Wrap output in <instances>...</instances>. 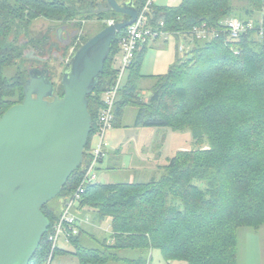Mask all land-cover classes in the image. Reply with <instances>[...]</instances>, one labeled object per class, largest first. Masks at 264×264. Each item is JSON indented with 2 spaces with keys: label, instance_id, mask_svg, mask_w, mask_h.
<instances>
[{
  "label": "trees",
  "instance_id": "obj_1",
  "mask_svg": "<svg viewBox=\"0 0 264 264\" xmlns=\"http://www.w3.org/2000/svg\"><path fill=\"white\" fill-rule=\"evenodd\" d=\"M234 1L183 0L179 7L151 6L146 26L184 34L189 50L169 73L145 76L141 67L151 41L141 44L127 70L128 83L120 89L113 123L123 118L127 108L135 107V127L190 129L196 142L208 141L209 147L179 151L162 168L160 178L154 176L146 183L85 185L75 213L91 214V225L109 219L112 234L99 247H86L81 226L70 240L80 264H149L154 249H160L168 262L239 264V230L258 231L264 226V0H240L247 5L238 7ZM90 3L96 7L94 0H0V118L24 100L32 62L25 52L28 46L39 58L63 66L92 37L83 33L84 22L97 19L103 24L100 32L109 22L121 20L112 17L114 12L108 18L103 12L83 13ZM144 4L145 0H135L139 13ZM231 18L251 22L254 28L231 41L224 29ZM39 19L58 25L34 35L32 25ZM202 24L218 36L208 40L190 36ZM60 26L69 34L67 46L55 40ZM126 31L118 33L99 82L88 96L92 127L82 165L55 198L61 199L63 208L74 198L92 160L91 140L98 132L104 94L116 81L113 64ZM44 67L55 94L62 97V83L57 86L54 71ZM8 69L14 70L11 77L6 76ZM146 78L155 80L148 98L140 88ZM54 200L41 208L50 227L29 264L49 261V237L63 211L59 204L52 205ZM58 251L57 247L51 262Z\"/></svg>",
  "mask_w": 264,
  "mask_h": 264
},
{
  "label": "water",
  "instance_id": "obj_2",
  "mask_svg": "<svg viewBox=\"0 0 264 264\" xmlns=\"http://www.w3.org/2000/svg\"><path fill=\"white\" fill-rule=\"evenodd\" d=\"M119 13L66 61L56 88L46 69L29 70L24 100L0 118V264H29L50 222L41 208L82 165L91 127V95L117 35L138 19L135 0L92 3L83 13Z\"/></svg>",
  "mask_w": 264,
  "mask_h": 264
},
{
  "label": "rangeland",
  "instance_id": "obj_3",
  "mask_svg": "<svg viewBox=\"0 0 264 264\" xmlns=\"http://www.w3.org/2000/svg\"><path fill=\"white\" fill-rule=\"evenodd\" d=\"M183 0H154L155 6L161 7H179ZM96 4H104L105 0H94ZM247 1L235 0L234 6H246ZM90 6V5H89ZM111 13H106L105 18L111 17ZM117 19L124 18V15L117 13L112 16ZM260 19V15H257ZM57 23H49L39 19L32 25V31L35 33L47 32L51 27H55ZM103 24L97 19L86 21L83 24V33L88 36L95 35ZM55 29V28H54ZM59 35L63 32L64 27L57 28ZM182 40L177 37H170L167 41L161 39L159 41H151L150 46L144 53L141 67L143 75H165L170 72L172 66L178 57H182L179 51V43ZM185 42V41H183ZM122 51L120 50L115 58L113 68L118 70L121 65ZM54 71L53 81L58 86L61 82L62 65L57 61L51 65ZM14 70L8 69L6 76L11 77ZM129 71H127L122 79L121 87H125L128 83ZM155 80L146 78L141 81L140 88L146 97L151 94V87ZM138 109L129 107L122 119L114 121L112 127L106 134V151L109 150L110 155L114 156L115 147L121 146V155L118 162H122V167L115 169H107L104 163L98 172L97 182L99 183H146L150 181L153 175L160 178L163 170L156 166H166L169 161L177 155L179 151L204 150L208 149V141L203 144L196 142L191 134L190 129L174 130L171 128H143L135 127V120ZM100 142L97 135L91 140V148L95 149ZM115 157V156H114ZM117 160L112 159V162ZM105 162H108L106 159ZM111 162V161H110ZM153 162H157L153 164ZM153 165V166H152ZM155 166V168H154ZM60 198L55 199L52 205L59 204V211L63 210L60 205ZM79 217L88 219V223L83 224L85 233L82 235V243L86 247H99L100 242L107 238L111 240L110 220L106 219L101 223L91 225V214L81 215ZM94 235V239L90 237ZM238 260L239 264H264V226L258 230L250 228H242L238 232ZM59 251L56 253L51 264H80L78 257L75 255V247L71 242L61 235L58 242ZM67 252V253H65ZM54 253V252H53ZM126 257L133 258V254ZM130 254V253H129ZM152 260L149 264H180L178 262H168L160 249H154L151 254ZM48 264V263H47ZM50 264V263H49ZM121 264V263H118ZM123 264V263H122Z\"/></svg>",
  "mask_w": 264,
  "mask_h": 264
},
{
  "label": "built area",
  "instance_id": "obj_4",
  "mask_svg": "<svg viewBox=\"0 0 264 264\" xmlns=\"http://www.w3.org/2000/svg\"><path fill=\"white\" fill-rule=\"evenodd\" d=\"M153 3L154 0H145L144 7L139 13L137 21L127 28L126 34L120 40L119 44L122 51L121 65L117 70L115 84L104 94V108L98 118L97 137L100 142L97 148L92 150V160L85 168L81 186L78 188L74 198L67 202L59 220L53 226L52 234L49 237L51 253L48 264L51 262L54 250L58 247L60 236L63 235L70 242L71 238L78 236L80 227L88 223V219L79 217L75 213V209L80 194L84 192L85 185L94 183L98 179L100 161L106 154V134L113 125L114 110L119 98L122 79L132 64L135 52L140 48L141 44L147 41H155L157 39L167 41L170 37H176V35L182 40L178 48L180 53L183 55L189 50V45L183 42L186 41L184 34L158 32L146 26L148 21L147 13L150 12ZM109 23H113V21ZM224 25L226 34L231 41H237L242 35L254 28L251 22L245 23L236 18L226 20ZM190 36L198 40H208L218 36V32L208 28L206 24H202L201 27L194 28Z\"/></svg>",
  "mask_w": 264,
  "mask_h": 264
},
{
  "label": "flooded vegetation",
  "instance_id": "obj_5",
  "mask_svg": "<svg viewBox=\"0 0 264 264\" xmlns=\"http://www.w3.org/2000/svg\"><path fill=\"white\" fill-rule=\"evenodd\" d=\"M63 30V32L59 35V33L55 34V40L58 44L62 45V46H67L68 43H69V34H67V32ZM25 52L27 54H29V58L28 60L29 61H32L30 64H29V70L33 69V68H39V69H45L44 66H47L49 65L50 68L51 65H53L55 62H57L56 60H49L48 57L46 58H39L38 55H36V52L32 50V48H30V46H28V48L25 50ZM37 60H42L41 62H35ZM47 60V62L45 61ZM66 62H64L63 66L65 65ZM62 66V67H63ZM47 68V67H46Z\"/></svg>",
  "mask_w": 264,
  "mask_h": 264
},
{
  "label": "crops",
  "instance_id": "obj_6",
  "mask_svg": "<svg viewBox=\"0 0 264 264\" xmlns=\"http://www.w3.org/2000/svg\"><path fill=\"white\" fill-rule=\"evenodd\" d=\"M178 39H180V38H178ZM145 76H153V75H145ZM144 95H146L145 93H144ZM147 96V95H146ZM145 96V97H146ZM146 98H148V97H146ZM125 113H126V111H125ZM125 113H124V115H125ZM121 153H122V151H121V146L120 147H115V149H114V156L112 157L111 155H110V152H109V150L108 151H106V154H105V156H104V158H102V160L100 161V166H99V170L101 169V166H103L104 165V163L107 165V169L109 170V169H115L116 167H122L123 165H122V162H118V159H119V157H120V155H121ZM115 158V160H117V161H115V162H112V159H114ZM106 159H108V162H105L106 161ZM111 161V162H110ZM155 163H157V162H153V164H155ZM122 165V166H121ZM153 166V165H152ZM156 167H160V169H162L163 167L162 166H156ZM154 168H155V166H154ZM153 176H156V175H153ZM99 177V176H98ZM238 247H239V241H238ZM238 263H239V260H238ZM180 264H182V263H180Z\"/></svg>",
  "mask_w": 264,
  "mask_h": 264
}]
</instances>
